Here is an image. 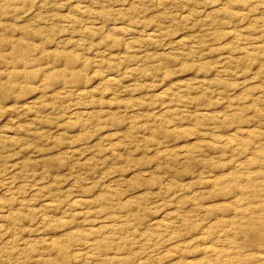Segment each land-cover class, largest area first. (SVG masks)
<instances>
[{"label": "rangeland", "instance_id": "rangeland-1", "mask_svg": "<svg viewBox=\"0 0 264 264\" xmlns=\"http://www.w3.org/2000/svg\"><path fill=\"white\" fill-rule=\"evenodd\" d=\"M0 264H264V0H0Z\"/></svg>", "mask_w": 264, "mask_h": 264}]
</instances>
